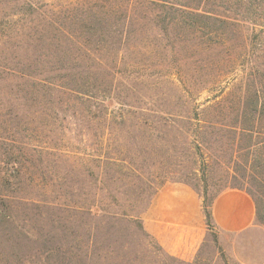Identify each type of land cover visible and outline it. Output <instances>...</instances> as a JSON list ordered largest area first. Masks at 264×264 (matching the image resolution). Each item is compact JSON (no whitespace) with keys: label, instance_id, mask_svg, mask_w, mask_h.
Returning <instances> with one entry per match:
<instances>
[{"label":"rangeland","instance_id":"374dc122","mask_svg":"<svg viewBox=\"0 0 264 264\" xmlns=\"http://www.w3.org/2000/svg\"><path fill=\"white\" fill-rule=\"evenodd\" d=\"M42 1L58 8L96 2ZM241 1L208 0L207 8L228 23L225 32L214 23V32H196V39L181 24L163 26L153 17L156 9L143 7L134 9L141 19L114 17L94 25L91 42L80 36L88 25H69L91 47L94 60L74 63L71 58L86 57L87 48L64 37L66 61L57 63L51 54L36 69L58 68L65 79L91 66L94 76L85 89L93 98L79 95L75 85L52 87L46 98H37L29 84L0 81V177L29 184L24 200L15 198L23 195L18 190L10 193L5 180L0 183V198L10 200L6 207L0 202V215L12 219L0 222V264H233L207 219L206 237L188 257L172 251L176 242L170 248L152 235L144 216L164 185L180 182L199 193L203 209L223 190L241 188L254 199L257 221L264 225V182L246 180V151L240 149L246 140L231 128L234 116L202 113L199 107L228 91L238 93L246 69L236 59L242 53L252 59L258 53V64L264 63V49L255 42L260 34L264 43V0L251 1L256 18L236 14ZM24 7L19 0H0V52L8 50L11 67L13 58L24 63L32 56L2 43L4 25L29 17ZM41 51L47 53L46 47ZM259 69L256 85L264 100ZM254 140L264 141V130ZM263 146L255 147L250 166L264 164ZM18 170L32 179L16 178Z\"/></svg>","mask_w":264,"mask_h":264},{"label":"trees","instance_id":"16d2710c","mask_svg":"<svg viewBox=\"0 0 264 264\" xmlns=\"http://www.w3.org/2000/svg\"><path fill=\"white\" fill-rule=\"evenodd\" d=\"M20 1L25 4V7L23 8V14L29 15V17L23 19L22 23L19 24L16 22L13 25H4V28L8 31H6L4 35L2 34L5 36H1L3 37L2 43L6 49L10 48L9 43H13L15 50H29L31 51L32 56L26 58L25 61H23L24 63H22L16 57L13 58L14 65L11 67L8 66L6 61V55L9 53L8 50L5 52H0V58L4 57L3 60L5 61L3 66L0 64V81L5 82L8 85H14L16 87H18L21 83L29 84L30 89H33L35 95L39 93L37 98L39 95H43V97L46 98L44 92L47 91V89L65 86L68 88L67 85L72 87L75 85L74 90L79 95L93 98L94 95L89 93V88L85 89L86 86L89 87L92 83L91 79L93 69H91V66L84 67L85 71H78L77 73L73 72L70 78L65 79H63L62 75L58 73V68L56 69L52 66H49L47 67L48 71H45L36 69V66L46 65L48 62L47 57L51 54L57 55V61H55L57 63L66 61V58L64 57V53L66 52L64 51V46H62L61 43L64 37H67L69 41L75 45L79 44L87 48L86 57L77 55L71 58L74 63H91L94 60V56H91V47L86 45L84 41L91 42V36L95 35L96 31L94 25L108 23L114 17L116 19L121 17L124 19V21L141 19V16L134 11L135 8L143 7V9H156L157 11L155 14H153L155 20L158 22L160 21L159 23H161L163 26H169L174 23L185 26L186 28L184 29L189 32L190 39H196V35L201 36L200 34H196V32L204 33L207 31V34L214 32L213 25H216L214 23L218 24L217 26L223 33L225 32V28L223 26L228 23L227 18L220 16L217 11H214V9L209 10L207 8L208 0H195L192 1V3H179L177 1L173 2L169 0H96V2L93 4H86L84 2L76 6L73 5L69 8H58L42 0H19V2ZM251 1L252 0H242L239 2V5H237L238 8L236 9V14L246 16L252 14L254 16L255 11L251 9V5H253ZM246 2L250 3V7L246 6ZM254 17L256 18L257 16ZM8 23L10 22L8 21ZM75 24H79L82 27H86V25H88V31L86 35H84L82 32L80 33V36H82L84 41L81 40L79 36L70 32V29H67L69 28V25L74 26ZM162 30L165 31L166 27H164ZM260 33H264V29L261 30ZM259 37L260 34L256 36L255 42L256 44H261L262 48L260 49H264V43L262 44V40H259ZM86 38L89 39L86 40ZM6 39L12 40V42H8ZM21 43L23 45H20ZM44 47H46L47 53H42L41 48ZM252 55H255L254 59L251 58V55L247 56L246 53H242L236 58H241L244 68H246L243 70L244 75L241 76L240 79L238 93H231L228 91L229 93L226 92V94L220 99L205 100L203 103L199 104V107H201L200 111L202 113L206 111L209 113H216L217 115H224L225 117L230 115L234 116V122L230 126L235 131V133L243 135L246 140L245 145L240 147L241 150L246 151L244 156V164L241 166V168L245 171L246 180L249 179L250 182L259 183L264 182V164L256 167L250 166L249 157L254 152L255 147L261 142H264L259 141L257 143L254 140V138L259 137V135L264 130V100H262L263 95L256 85L260 83L257 77L262 75L259 68L264 69V63L258 64L259 58L263 56L259 55L258 53H254ZM223 60L225 64H228L230 63L231 57H224ZM13 90L14 89L11 88V92H13ZM11 97L12 95L10 98ZM15 99L19 101L21 98L17 96ZM22 149H24V147H20L21 151ZM25 174L29 176L28 179H32V176L30 175L31 173H25V171L21 172L20 170H18V173L15 177L25 178ZM4 180L7 183L6 187L12 189L10 193H14L16 189L18 190L16 193L23 194L19 197L16 195L17 197L15 198H26V193L23 191V188L29 186L26 181L13 184L12 177L1 176L0 183ZM2 196H4L6 199L4 200L3 198H0L1 205L6 207L8 205V201H10L9 195L7 196L3 194ZM215 197L210 202H206L204 205L207 224L210 228L212 225L214 226L212 222L211 208ZM13 198L14 197H12V199ZM12 199L11 201H13ZM10 204L11 203H9V205ZM0 222H12L11 215H0ZM26 236L28 237V235Z\"/></svg>","mask_w":264,"mask_h":264},{"label":"crops","instance_id":"0c3cea01","mask_svg":"<svg viewBox=\"0 0 264 264\" xmlns=\"http://www.w3.org/2000/svg\"><path fill=\"white\" fill-rule=\"evenodd\" d=\"M212 222L233 264H264V225L257 221L254 199L246 191L228 188L213 201ZM146 229L181 256H194L207 234L202 198L190 185L169 183L157 193L145 213Z\"/></svg>","mask_w":264,"mask_h":264}]
</instances>
